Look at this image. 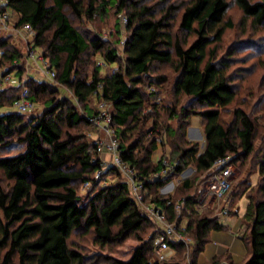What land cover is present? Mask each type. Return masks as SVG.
<instances>
[{"label":"trees","instance_id":"trees-1","mask_svg":"<svg viewBox=\"0 0 264 264\" xmlns=\"http://www.w3.org/2000/svg\"><path fill=\"white\" fill-rule=\"evenodd\" d=\"M235 3L245 19L264 25V0ZM181 6L180 28L196 36L187 46L174 36L170 22L180 5H170L161 14L146 0L6 1L4 9L17 15L16 26L33 28V46L43 51L56 71L57 85L31 76L29 82L14 86L13 93H0V264H85L97 257L109 264H199L197 254L203 251L208 233L225 229L215 216L216 208L196 210L199 183L220 158L230 157L233 164L255 153L257 123L241 107L233 110L229 124L222 118L237 97L229 74L232 61L217 54L226 30L234 25L226 20L230 2L183 0ZM111 8L127 18L122 57L117 44L82 30L70 17H105ZM0 44L4 48L0 68L5 60L15 62V75L22 78L19 51L6 49L5 41ZM98 54L103 63L117 65L113 72L102 75V66L96 64L87 74L86 63ZM164 64L171 66L174 79L156 68ZM14 67L5 68L2 75L12 73ZM22 86L28 88L34 104L45 99L40 114L26 118L24 113L3 110L20 97ZM61 87L70 89L72 97L61 93ZM165 94L176 108L162 104ZM183 97L188 102L178 110ZM93 98L111 106L120 157L144 182L143 202L166 210L169 221L191 238L188 245L169 240L174 253L167 260L155 257V225L133 198L120 170L112 166L96 178L104 161L97 140L87 136L86 128L94 126L89 117L97 114L90 105ZM161 108L169 120L180 119L178 128L161 122ZM194 115L203 117V149L188 137ZM17 143L23 150L14 154ZM159 144L173 169L167 179L153 180L166 168L162 159H154ZM257 153L261 155L256 194L238 196L233 186L231 191L232 200L247 199L241 238L248 255L243 264H264V147ZM191 167L194 175L178 184V191L184 192L181 198L160 192ZM108 176L117 180L102 185ZM85 183L90 187L83 199L80 188ZM180 200L185 205L178 216ZM82 230L95 234L86 253L69 242ZM130 242L135 243L133 252L121 255L120 249ZM114 243L115 249H110ZM208 264L221 261L214 257Z\"/></svg>","mask_w":264,"mask_h":264},{"label":"rangeland","instance_id":"rangeland-1","mask_svg":"<svg viewBox=\"0 0 264 264\" xmlns=\"http://www.w3.org/2000/svg\"><path fill=\"white\" fill-rule=\"evenodd\" d=\"M183 0H146L149 5L155 6L156 10L161 14L164 13L166 8L170 5H180V7L173 11V14L170 18V22L172 24V33L174 36H178L186 41L185 46L190 45L196 38L195 35L188 33L180 28L181 16L183 13V7L181 6ZM230 2V7L227 11L226 20H231L233 22V27L228 28L223 36L222 42L219 44L217 54L218 58H230L231 67L229 69V74L232 77L234 87L236 89L237 97L236 100L223 111V121L226 124H229L233 119V110L237 107L243 108L247 113H249L257 123V135L255 140L256 151L251 154L247 160L244 162L237 161L233 163V172H232V186L235 190V194L241 196L244 193L248 194H256L257 184L260 181V176L258 175V165L260 155L257 152L264 147V25L256 26L251 23L250 20L244 18L243 12L235 3V0H228ZM4 2L0 0V43L5 41L8 43V47L6 49H16L19 51L21 58L19 60V65L24 70V74L22 78H18L15 75L16 68L14 67L15 62L11 63L9 60H5V65L3 68H0V76L2 75V71L5 68L11 67L15 68L12 73H10L11 80L5 81L3 79L0 84V93H6L9 95L14 92V86L20 85L22 82H29L31 76L34 79H38L41 81H47L51 83H55V79H49L46 75L45 68L46 63L43 59L45 55L40 48H36L33 46V38L34 34H29L24 27L18 28L16 26L17 15L14 14L10 10L4 9ZM7 15V18H5ZM71 20L74 24L78 25L82 30L89 31L93 34H98L102 36L108 43L117 44L119 49L120 57L123 56V46L120 43L121 37L125 38L126 30L125 25L126 22L121 20V15H117L114 8H111L109 13L105 17H101L100 15H94L92 18L82 17L77 18L74 15L70 14ZM118 28L121 29L122 32H118ZM119 40V41H118ZM4 48H1L0 44V58H2V51ZM33 50V52H31ZM31 54H36V58H33ZM48 61V60H47ZM96 64H100L102 66V75L110 74L114 68H116V64H103V58L98 54L97 56H93L86 63V72L87 74H91L93 72V68ZM160 72H165L169 74V76L174 79L176 74H174L172 68L168 64L157 65ZM55 85H57L55 83ZM60 86V85H59ZM23 87V86H22ZM23 89V88H22ZM164 92L165 89H162ZM170 90V88H169ZM160 92V91H158ZM61 93L64 95H68L72 97V92L70 89L61 87ZM168 93V92H167ZM162 100L163 105H167L170 107L174 106L172 101V97L169 95H164ZM44 98H42L38 103L35 104L34 109L25 113L26 118H30L33 115L40 114L44 110ZM188 102L187 97H183L181 103L178 105V110L180 109L181 104H185ZM104 102L98 100L97 98H93L90 102L91 107L94 111H97V114L100 110L104 109L108 112H111V106L109 104L102 105ZM79 108L82 112V106L78 103ZM5 111H17L13 105L4 108ZM149 111V108L147 109ZM161 122L167 123L174 128H178L180 119L174 118L169 120L167 116V112L165 113L161 108ZM151 122H149L150 124ZM203 117L200 115H194L191 117L188 124V137L194 138V141H197L200 144L201 149L204 148L206 138L203 131ZM94 126L87 127V136L89 140H97L109 142V134L93 124ZM117 138V143H118ZM161 145V144H160ZM13 153L17 154L23 150V146L21 144L13 145ZM163 149V148H162ZM112 154L111 151L105 150ZM165 151H163L164 154ZM102 153V152H101ZM113 155V154H112ZM102 156V154H101ZM104 155L102 156V158ZM104 161V159H103ZM110 162L112 160L110 159ZM110 164L109 162L106 163ZM195 169L189 168L185 172H183L180 176L175 177L172 181L167 183L160 192L164 196H171L174 199H179L183 196L184 192L178 191V184L182 178L189 177L194 175ZM117 179L108 176L106 179L101 181L102 185H108L110 183L115 182ZM172 184V185H171ZM175 186L172 190V186ZM90 185H85L83 188H80V193L83 199L86 198V192ZM235 202V203H234ZM233 205H231V213L227 218H232L235 222V217L239 216L241 219L240 229L238 230V238L243 241L241 238L244 226V209L247 205L246 197H242L241 200L233 199ZM149 203L141 204L142 210L145 212L146 207L150 206ZM240 209V210H239ZM227 229V228H225ZM225 229L215 230L216 232L220 231H228ZM149 235H147V238ZM190 238V237H189ZM191 239V238H190ZM95 241L94 232L90 231L88 233L82 231L75 232L71 239L70 245L78 248L82 252L86 253L90 250V246ZM212 241V240H211ZM135 243H128L124 248L120 249V254L124 255L127 252H133ZM116 244H112L109 246L110 249H115ZM4 253V252H3ZM154 255L156 258V252L154 250ZM121 257V256H120ZM171 258V256L169 257ZM85 264H109L108 261L103 258L97 257L93 260H89L85 262Z\"/></svg>","mask_w":264,"mask_h":264},{"label":"built area","instance_id":"built-area-1","mask_svg":"<svg viewBox=\"0 0 264 264\" xmlns=\"http://www.w3.org/2000/svg\"><path fill=\"white\" fill-rule=\"evenodd\" d=\"M6 2L7 0H3ZM7 18V15H5ZM121 20L127 21L126 16L121 15ZM29 34H35L33 28L30 25L23 26ZM23 29V28H22ZM124 47L125 38L120 42ZM33 52V50H31ZM33 58H36V54H31ZM46 63L45 72L49 79L54 80L56 71L51 67L50 63L43 59ZM106 65L105 63H103ZM114 71V70H113ZM112 71V72H113ZM3 79L10 81L12 78L10 74L6 76H0V84ZM29 90L25 86L23 87L20 97L14 102V107L18 112L27 113L34 109L35 104L29 99ZM107 105L105 102L102 104ZM90 122L105 130L109 134V142L97 141V149L99 152L109 150L112 152L111 164L104 163L101 170L96 174V178H99L104 174L110 167H117L125 180L129 183L133 198L141 205L144 204V182L138 179L136 171L128 163L123 161L120 157V151L118 148L117 137L115 130L112 127V114L107 110H100L98 114L89 117ZM159 159L163 160L166 165L161 172L153 176V180L156 179H167L173 169L168 165L167 159L161 156ZM232 172L233 164L231 163L230 157H223L217 160L213 168L209 171V177L205 178L199 183V198L196 205L197 211L211 210L216 208L215 216L218 220L226 219L231 213L232 200ZM90 185V183H87ZM172 185V184H171ZM175 186H172V190ZM168 204L171 200H168ZM185 205L184 200H180L176 204V210L178 216L182 212V208ZM145 215L155 225L156 236L154 238V250L159 260H167L173 254V249L169 244V240L182 241L186 245L191 242V239L183 233L182 229H179L175 222H170L166 210L160 209L155 205L146 207Z\"/></svg>","mask_w":264,"mask_h":264},{"label":"crops","instance_id":"crops-1","mask_svg":"<svg viewBox=\"0 0 264 264\" xmlns=\"http://www.w3.org/2000/svg\"><path fill=\"white\" fill-rule=\"evenodd\" d=\"M97 141H99V139H97ZM106 153L107 152L101 153L102 156L104 155L102 159H104V163L109 162L111 164L110 159L112 160L113 156L111 153L108 155ZM161 156H163V149L159 144L157 150L154 152V159L159 160ZM235 220L236 222L230 217L219 220L225 225V228H227L225 230L228 231L223 230L216 232L215 230H211L208 233V241L206 242L203 251L197 254V261L199 264H208L213 260L214 257L220 259L221 264H229V262L233 264L244 263L248 252L244 241L240 240L237 234L238 230L240 229L241 219L239 216H237L235 217Z\"/></svg>","mask_w":264,"mask_h":264},{"label":"bare ground","instance_id":"bare-ground-1","mask_svg":"<svg viewBox=\"0 0 264 264\" xmlns=\"http://www.w3.org/2000/svg\"><path fill=\"white\" fill-rule=\"evenodd\" d=\"M233 191H234V189H233ZM233 197V196H232ZM235 203V202H234ZM233 205V204H232ZM240 210V209H239Z\"/></svg>","mask_w":264,"mask_h":264}]
</instances>
